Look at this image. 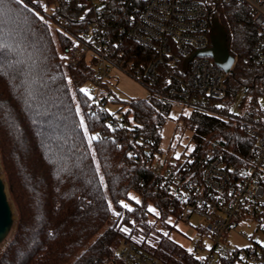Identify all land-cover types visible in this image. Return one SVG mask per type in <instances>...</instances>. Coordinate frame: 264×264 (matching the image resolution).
I'll list each match as a JSON object with an SVG mask.
<instances>
[{
	"label": "trees",
	"instance_id": "obj_1",
	"mask_svg": "<svg viewBox=\"0 0 264 264\" xmlns=\"http://www.w3.org/2000/svg\"><path fill=\"white\" fill-rule=\"evenodd\" d=\"M52 2L57 3L49 17L42 15L40 0L0 5V168L16 215L0 264H111L119 239L133 236L140 247L164 258L149 235L156 224L161 231L168 227V217L176 214L135 159L146 149L160 150L171 103L151 94L126 103L125 115H132L144 139L139 150L123 130L107 126L102 114L87 115L81 90L92 69L85 62L62 65L58 51L69 39L50 25L65 18L78 29L85 25L79 20L82 8L76 0H45ZM204 2L236 58L227 78L231 99L241 86L254 87L264 78V67L241 61L256 30L244 6ZM184 122L193 130L196 160L215 143L227 165L249 161L251 139L234 122L196 111ZM98 131L102 137L89 143Z\"/></svg>",
	"mask_w": 264,
	"mask_h": 264
},
{
	"label": "built area",
	"instance_id": "obj_2",
	"mask_svg": "<svg viewBox=\"0 0 264 264\" xmlns=\"http://www.w3.org/2000/svg\"><path fill=\"white\" fill-rule=\"evenodd\" d=\"M204 1L76 0L85 25L76 29L65 18L56 22L69 39L58 51L62 65L76 68L85 62L92 69L89 86L83 89L87 115L102 114L104 123L123 130L136 150L144 139L133 119L127 120L132 115L125 111L119 120L106 109L115 102L112 71L133 78L171 105L232 121L251 139L250 159L243 166L227 165L215 143L197 160L190 156L183 162L163 161L160 150L136 155L137 164L151 176L153 191L166 193L171 200L168 210L191 227L195 217L200 220L194 227L199 236L190 249H181L182 256L152 243L164 258L122 237L111 264H264V246L254 234L240 232L246 245L227 246L229 233L238 224L255 222L256 231L264 232V78L228 97L227 78L236 58L231 72L225 73L210 57L196 55L211 47L212 13ZM212 1L248 10L256 35L241 61L264 67V0Z\"/></svg>",
	"mask_w": 264,
	"mask_h": 264
},
{
	"label": "rangeland",
	"instance_id": "obj_3",
	"mask_svg": "<svg viewBox=\"0 0 264 264\" xmlns=\"http://www.w3.org/2000/svg\"><path fill=\"white\" fill-rule=\"evenodd\" d=\"M40 1L42 3V15L49 17L55 9L57 2H52L50 5H46L45 0ZM50 25L52 26V29L57 28L56 23L50 22ZM112 76L114 78L111 84V91L115 96V102L108 103L106 105V109L109 114H112L119 120H123V112H125L127 109L126 103L133 99L145 100L147 99L149 92L144 86L125 74L119 73L117 71H112ZM87 86H89V82L85 83L82 89H85ZM191 112L192 109L185 105L175 103L171 105L169 114L166 117V120L160 130L159 149L160 157L163 161L175 162L176 160H180L183 162L187 159V157L192 156V151L194 148L192 142L193 130L188 124H185L184 122V119L189 117L191 115ZM127 120L131 122V116H129ZM0 176L4 181L3 175L1 173V168ZM6 193L13 211L15 222V209L11 200L9 199L7 186ZM134 198L137 199L136 196H134ZM193 221L194 227L197 226L200 222V220L196 217L193 219ZM167 223L168 227L164 228L162 231L159 224H156L154 226L153 232L149 235V242L162 245V248L166 249L170 254L182 256L181 249H190L192 245L191 241L198 239L199 235L198 233H196V229L194 227L182 223L175 216H169L167 219ZM256 226L257 224L255 222H251L248 224L241 223L236 225L235 228H233L229 233L227 246L229 248H240L246 245L245 241L239 234L240 232L254 234L255 240L261 246H264V232L256 231ZM14 227L15 224L13 223L12 229L10 230L9 234L3 240V242L0 243V253L13 234ZM134 237L135 236L132 237L133 242H135L136 240V238ZM161 240L167 241L170 247H165L164 243H161Z\"/></svg>",
	"mask_w": 264,
	"mask_h": 264
},
{
	"label": "water",
	"instance_id": "obj_4",
	"mask_svg": "<svg viewBox=\"0 0 264 264\" xmlns=\"http://www.w3.org/2000/svg\"><path fill=\"white\" fill-rule=\"evenodd\" d=\"M211 47L196 53L210 57L225 73L231 72L234 57L227 47V35L217 18L211 16L210 28ZM188 60L184 62L186 67ZM14 223V215L6 193V184L0 176V243L7 237Z\"/></svg>",
	"mask_w": 264,
	"mask_h": 264
},
{
	"label": "snow or ice",
	"instance_id": "obj_5",
	"mask_svg": "<svg viewBox=\"0 0 264 264\" xmlns=\"http://www.w3.org/2000/svg\"><path fill=\"white\" fill-rule=\"evenodd\" d=\"M17 2H19V0H17ZM4 4V0H0V5H3ZM81 91H83V90H81ZM80 124H81V127H83L84 126V121L83 120H81L80 121ZM97 137L96 136H92L91 138H90V140H89V143H91V141L92 140H95ZM123 206L125 207V208H127L128 207V205H126V204H123ZM151 210V209H150ZM124 231H127V229H124Z\"/></svg>",
	"mask_w": 264,
	"mask_h": 264
}]
</instances>
